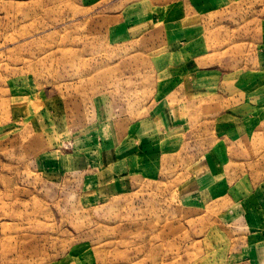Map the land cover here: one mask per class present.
Masks as SVG:
<instances>
[{
    "label": "rangeland",
    "instance_id": "obj_1",
    "mask_svg": "<svg viewBox=\"0 0 264 264\" xmlns=\"http://www.w3.org/2000/svg\"><path fill=\"white\" fill-rule=\"evenodd\" d=\"M0 264H264V0H0Z\"/></svg>",
    "mask_w": 264,
    "mask_h": 264
},
{
    "label": "crops",
    "instance_id": "obj_2",
    "mask_svg": "<svg viewBox=\"0 0 264 264\" xmlns=\"http://www.w3.org/2000/svg\"><path fill=\"white\" fill-rule=\"evenodd\" d=\"M248 120H249V121H247L246 123H247V124H251V123H250V122H251V120H250V119H248ZM253 123H254V122H253ZM252 125H253V124H252Z\"/></svg>",
    "mask_w": 264,
    "mask_h": 264
}]
</instances>
